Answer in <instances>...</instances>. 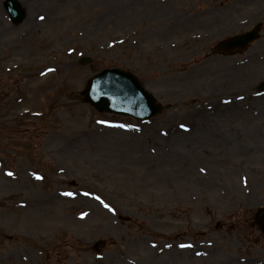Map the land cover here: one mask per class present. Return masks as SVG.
I'll use <instances>...</instances> for the list:
<instances>
[{
  "label": "rangeland",
  "instance_id": "1",
  "mask_svg": "<svg viewBox=\"0 0 264 264\" xmlns=\"http://www.w3.org/2000/svg\"><path fill=\"white\" fill-rule=\"evenodd\" d=\"M3 1L0 264H264V0H19V25ZM257 22L248 51L212 56ZM111 67L162 114L83 102Z\"/></svg>",
  "mask_w": 264,
  "mask_h": 264
},
{
  "label": "water",
  "instance_id": "2",
  "mask_svg": "<svg viewBox=\"0 0 264 264\" xmlns=\"http://www.w3.org/2000/svg\"><path fill=\"white\" fill-rule=\"evenodd\" d=\"M6 6L14 22L24 18L25 12L17 0H7ZM260 29L261 26L256 25L251 31L230 37L222 41L217 49L225 53H233V49L238 47V50L242 51L259 37ZM91 61L92 59L87 56L80 58L81 63ZM84 94V100L90 102L99 111L128 114L140 119H149L161 111L160 104L145 90L136 76L117 68L105 69L95 74L89 80ZM257 220L264 230V207L259 209ZM101 244L102 242H98L96 246Z\"/></svg>",
  "mask_w": 264,
  "mask_h": 264
},
{
  "label": "snow or ice",
  "instance_id": "3",
  "mask_svg": "<svg viewBox=\"0 0 264 264\" xmlns=\"http://www.w3.org/2000/svg\"><path fill=\"white\" fill-rule=\"evenodd\" d=\"M69 195H72V193H69ZM107 207V205H105Z\"/></svg>",
  "mask_w": 264,
  "mask_h": 264
},
{
  "label": "bare ground",
  "instance_id": "4",
  "mask_svg": "<svg viewBox=\"0 0 264 264\" xmlns=\"http://www.w3.org/2000/svg\"><path fill=\"white\" fill-rule=\"evenodd\" d=\"M183 251H185V250H183Z\"/></svg>",
  "mask_w": 264,
  "mask_h": 264
}]
</instances>
